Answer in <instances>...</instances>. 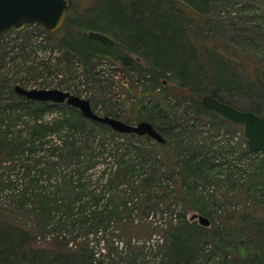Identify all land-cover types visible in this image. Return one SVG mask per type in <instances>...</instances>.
<instances>
[{"label": "trees", "instance_id": "obj_1", "mask_svg": "<svg viewBox=\"0 0 264 264\" xmlns=\"http://www.w3.org/2000/svg\"><path fill=\"white\" fill-rule=\"evenodd\" d=\"M77 5L75 0H70L66 18L55 32L44 31L40 25H36L35 28H39L48 36H57V32L65 27L67 21L77 12ZM96 5L115 22L116 28L122 35L124 46L133 48L138 45L140 49L153 53L151 61L155 62L158 72L166 73L171 68L177 67L185 72L189 67L190 57L188 55L186 57L185 53L194 51L195 44L190 39H182L176 21L173 25L172 21L175 20L173 15L157 16L156 19L158 21L162 19L166 28L156 32L154 28L147 26L148 18L139 13L145 8L144 0H137L133 4L130 9L131 14L118 0H101ZM89 25L91 28L104 30V27ZM171 25L174 26V31L168 32L172 29V27L168 28ZM77 26L79 31L75 36L68 31L59 40V49L63 55L66 54L71 59L78 57L84 63V74H90L87 66L91 65L94 58H101L102 55L107 54L129 68L144 67L140 61L124 52L118 41L114 44H106L80 31L83 27L82 23ZM209 35L213 37L210 32ZM213 51L218 50L213 49ZM214 52L210 57L214 71L228 82L237 81L238 73L227 69L224 61L219 60V53L214 54ZM92 67L91 70L96 69L95 64ZM252 71L257 75L258 82L264 83L261 82L264 80L262 74L264 72L261 68L256 66ZM94 72L100 74L99 71ZM4 79H0V193L7 191L13 195L14 210H23L28 217L27 223H34L36 227L40 221V226L45 229L44 235L47 236L52 232V226L61 232L71 234L78 228L82 232V236L79 237L83 238L85 243L89 242L85 240L88 236L103 235V246H106L109 240V237L105 236L108 233L106 231L111 223L117 222L120 224H117L115 229H119L121 235L125 234L128 228L132 232L128 238L129 242L133 240L134 243L131 242L129 248L126 246L128 258L139 259L140 254L138 253L137 257L135 251L137 247L143 248V246L136 243H139L143 236L153 240L155 235L160 236L156 241L157 246L160 250H164L167 256L161 264H203V259L212 257L213 253L208 254L206 244H194L196 233L190 231L191 228L204 230L207 227L195 221H188L185 212L178 213L177 216L173 215L172 205H178L186 197L194 196L193 187L198 190L199 185H190L189 181L193 180L192 182L195 183L194 180L199 177H209L207 175L210 165L224 153L215 146V142L207 148L200 139L198 143L194 138L196 126L194 123L189 124L188 120L180 122L174 109L162 105L164 102L156 103L151 109L143 102L138 103L134 112L137 116L134 118L151 122L166 137L164 142H159L149 135L118 132L106 123L85 116L77 107L65 101L53 102L27 98L16 91V82L8 77ZM96 80L102 85L101 88L106 90L100 78ZM160 81L165 84L167 79L161 78ZM262 87L264 88V85ZM5 91L10 93L11 103L7 102ZM211 94L234 105L220 89L213 90ZM202 98H196V106L200 112L206 111L213 116L216 113L220 115L214 109L206 107ZM246 110L260 114L256 109ZM48 115L51 117L48 118ZM105 115L119 118L117 113L110 112ZM222 117L224 122L227 119L241 127L240 123ZM238 131L243 139L242 154L254 157L255 162L252 163L251 168H246L249 171L244 181H240L241 176L239 178L232 176L234 181H231V184L235 189V196L245 201L241 204L242 201L238 200L234 204V209L226 214V218L227 221H252L253 225L261 228L264 225V199L256 202L249 201V197L264 195V152L249 150L242 130ZM168 132L174 134L173 160L169 155L171 138L166 135ZM188 132L192 133L186 135ZM123 136L131 139L126 146L128 149L125 150L121 143L116 142ZM141 136L143 142L150 147L137 146L136 153L135 147L132 148L134 140L132 138ZM109 139L114 143L108 149ZM157 146L162 151L156 152L152 149ZM15 168H18L17 174ZM200 195L202 204L197 201L200 214L209 216V219L216 223V214L221 219V212L218 213V210L225 213L220 198L216 194L209 196L201 193ZM152 196H155V205L151 204V200L154 199ZM214 206L215 210L210 209ZM152 208L158 209L153 210L155 212L169 214L168 219L163 218L160 222L149 221L147 217L151 214ZM134 211L142 212L144 215L136 216ZM16 214L21 216L19 212L13 213L0 205V264H23L18 262L21 251L32 253L34 256L30 260L37 263L40 250L27 248L28 241L32 239L31 233H34L33 228L28 229L27 224L20 225L18 221V224L10 221L12 216H15L16 220H22ZM231 226L233 227L234 224ZM221 231L217 227L214 235L223 237ZM185 234L188 235L187 238L184 237ZM75 239H78V236ZM98 242L102 241L98 239ZM219 244L226 243L223 240ZM236 247L238 251L246 252L243 242H236ZM92 252L90 256L94 261L95 254L93 250ZM248 256L253 261H260L258 255ZM69 257L70 255L61 256L66 262ZM249 260L247 258V263ZM73 261L78 263V257H73L69 261L70 264ZM92 261H89V264H93Z\"/></svg>", "mask_w": 264, "mask_h": 264}, {"label": "rangeland", "instance_id": "obj_2", "mask_svg": "<svg viewBox=\"0 0 264 264\" xmlns=\"http://www.w3.org/2000/svg\"><path fill=\"white\" fill-rule=\"evenodd\" d=\"M75 1L78 4L77 12L67 21L66 26L57 32V36H48L39 28L29 25L20 30L12 28L0 32V79L5 80L4 78L8 77L26 88H59L68 91L89 99L97 113L102 115L110 112L117 113L118 119L132 124L141 121L134 118L137 116L134 112L140 102L147 105L149 109L153 108L156 103L162 104L163 102L162 105L172 107L180 122L188 120L189 124L196 125L194 138L197 142L200 139L206 148L215 142V146L224 151L218 156L220 158L215 159L214 163L210 165L211 175L209 172L207 175L209 177H199L194 180L195 183L192 182L193 180L189 181L190 185L198 184V190L193 187L194 196L186 197L178 205H172L173 215L177 216L178 213L185 212L188 221L200 223L198 217H193L195 214H200L197 207L199 206L197 201L202 204L200 194L209 196L216 194L225 209V213L218 210V213L221 212V219L216 214V223L210 219L211 223L205 225L207 228L204 230L192 228L190 230L196 233L194 244L204 243L208 248V254L213 253L212 257L203 259V264H248L249 262H251L249 264H264V225L259 228L253 225L252 221H227L226 218V214L234 209V204L238 200L242 201L241 204L245 201L235 196V189L231 184V181H234L232 176L235 178L241 176L240 181H244L249 171L246 168H251L252 163L255 162L254 157L242 154L243 139L238 130L243 131V126L239 127L238 124H233L227 119L224 122L222 117L224 115L220 113V115L216 113L213 116L212 113L206 111L200 112L196 106L197 97L202 98L206 93L211 94L213 90L220 89L226 98L237 107L256 109L260 111L261 115H264V88L262 87L264 83H259L257 75L252 71V68L258 66L264 72V0H144L145 8L139 13L148 18L146 21L148 27L154 28L156 32H161L163 28H166V24L162 19L158 21L156 17L173 15L175 18L172 21L173 25L176 21L182 39H190L195 44L194 51L185 53L186 57L187 55L190 57V59L188 58L189 67L186 71H181L177 67L171 68L166 73L158 72L155 62L151 61L152 52L140 49L138 45L133 48L124 46L122 35L116 28L115 22L109 19L110 17L96 5L101 0ZM118 1L123 7H127L129 14H131L130 9L133 4L137 2V0ZM81 23L83 27L80 31L85 33H88L89 30L101 31L98 28H91L89 24L104 27L101 32L110 35L114 42L118 41L122 50L140 61L144 67L132 66L129 68L107 54L102 55L101 58H94L92 63L96 65V69H90L93 65L91 63L87 66L90 74H84V63L78 57L71 59L66 54L63 55L59 49V40L68 31H71L75 36L79 31L77 25ZM173 25L168 27H172L168 32L174 31ZM209 32L213 37L209 35ZM213 49L218 50L216 51L220 55L218 58L224 61L227 69L238 73L237 81L228 82L226 79L220 78L214 71L210 63ZM94 71H99L100 74ZM262 74L264 78V73ZM97 78H100L106 90L96 82ZM161 78H166L167 82L162 83ZM4 95L7 102L11 103L10 93L6 92ZM48 116V118L51 117ZM190 133L192 132H188L186 135ZM166 135L171 138L169 146L172 152L170 151L169 155L173 160L174 134L168 132ZM119 139L116 142L121 143L123 150L128 149L126 146L130 143V137L123 136ZM132 140V148L135 147L136 153L139 146L150 147L143 142L142 136L132 138ZM112 143L114 141L109 139L108 149L111 148ZM132 148L130 149L132 150ZM152 149L156 152L162 151L158 146L152 147ZM16 162L18 164V161ZM14 171L17 174L18 168H15ZM98 174L99 172H97ZM12 196L7 191L1 192L0 205L5 206L13 213L19 212L21 216L16 215L24 221L16 220L15 216L10 217V221L20 225L27 224L28 229L33 228L34 233H31L33 234L32 239L28 241L27 248L40 250L37 263L31 262L30 259L34 256L32 253L21 251L18 262L23 264H70L69 261L75 256L78 257V263L73 261L71 264H89V261H92L90 256L93 254L92 250L95 254L93 264L101 262L103 264H161L167 257L166 252L157 246L158 242L156 241L160 236L155 235L153 240L143 236L139 243H136L143 246V248L137 247L135 251L137 257L138 253L140 254L139 259L128 258L126 246L129 248L130 243H134L133 240L129 242L128 238L132 232L128 228L125 234L121 235L120 230L115 229V226L120 224L117 222L111 223L112 225L106 231L108 233L105 236L109 237L106 246H103V235L88 236L85 240L86 242L89 240V242H83V238L79 237L82 236V232L78 228L71 234L61 232L52 226V232L48 233V236L44 235L45 229L40 226V221L35 227L34 223H27L28 217L23 210H14ZM152 198L154 199L151 200V204L155 205V196ZM263 199V194H257L256 198L249 197V201L258 202ZM210 209L215 210L216 207H210ZM153 210L157 211L158 209H151V214L147 217L149 221L160 222L163 218L168 219L169 214ZM135 214L140 217L144 215L142 212H135ZM232 224H234L233 227ZM217 227L222 230L223 237L214 235V230ZM34 235L37 237H33ZM185 235L184 237L187 238L188 235ZM76 236L78 239H75ZM98 239L102 242L99 243ZM223 240L226 244L220 245L219 242ZM152 241L154 242L151 243ZM236 242H243L246 252L238 251ZM77 244L78 246L75 247ZM250 254L260 256V261L250 259L248 256ZM62 255H70L67 262L61 258ZM247 258L250 259L248 263Z\"/></svg>", "mask_w": 264, "mask_h": 264}, {"label": "water", "instance_id": "obj_3", "mask_svg": "<svg viewBox=\"0 0 264 264\" xmlns=\"http://www.w3.org/2000/svg\"><path fill=\"white\" fill-rule=\"evenodd\" d=\"M69 7L70 0H0V32L12 28L20 30L26 25H40L47 32H55L63 24ZM87 34L106 44H114V39L104 32L89 30ZM15 89L19 94L34 100L65 101L77 107L85 116L106 123L118 132L149 135L159 142L165 141L164 136L151 122L141 120L132 124L110 115L99 114L93 109L89 99L68 91L59 88H26L20 84H16ZM202 101L206 107L243 126V135L249 150L264 152V115L238 108L212 94L204 95ZM193 217H198L203 225L211 223L206 215L195 214Z\"/></svg>", "mask_w": 264, "mask_h": 264}]
</instances>
